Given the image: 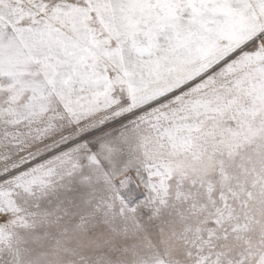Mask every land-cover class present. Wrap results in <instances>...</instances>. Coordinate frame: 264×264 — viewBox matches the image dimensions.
<instances>
[{
	"label": "snow or ice",
	"instance_id": "obj_1",
	"mask_svg": "<svg viewBox=\"0 0 264 264\" xmlns=\"http://www.w3.org/2000/svg\"><path fill=\"white\" fill-rule=\"evenodd\" d=\"M0 264H264V0H0Z\"/></svg>",
	"mask_w": 264,
	"mask_h": 264
}]
</instances>
